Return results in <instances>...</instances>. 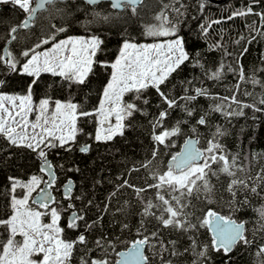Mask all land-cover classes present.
I'll list each match as a JSON object with an SVG mask.
<instances>
[{
    "label": "snow or ice",
    "instance_id": "snow-or-ice-1",
    "mask_svg": "<svg viewBox=\"0 0 264 264\" xmlns=\"http://www.w3.org/2000/svg\"><path fill=\"white\" fill-rule=\"evenodd\" d=\"M6 5L18 10L23 18L6 27L5 34L0 35V139L6 141L9 148L4 153L7 156L4 162L10 166L17 155L11 149H18L24 150L25 158L38 161L39 166L38 173L27 180L16 175L6 177L5 211L0 216V228L7 237L0 240V264H74L77 255L78 264H109L107 259L88 255L91 249L86 232L111 211V199L123 188L132 189L142 205L137 230L141 238L133 241L127 252L117 253L120 259L115 264H151L145 254L146 247L158 254L160 264H181V261L209 264L213 252H223L228 257L237 245L255 243L246 235L244 223L212 208L197 215L194 201L211 203L221 175L228 178L225 190L229 193V208L238 211L239 206L249 202L250 195L264 198V164H253L264 156L245 153L243 148L233 153L226 143V138L233 133L224 125L212 123V113H219L229 122L233 117L246 116L245 109L252 111L253 122L259 119L257 113L264 114V94L256 96L243 91L244 97H252V103L240 98L242 84L259 85L264 89V80L256 75L264 72V68L247 74L238 59L234 64L221 61L214 69L206 68L201 62L203 54L196 49L189 52L181 36L187 12L183 0H171L170 3L161 0L159 9L152 12L151 22L146 15L151 10L148 0H0V6ZM258 5H264V0H250L227 17L229 20L257 18L246 25L248 36L239 35L234 41L236 44L245 41L238 56L247 53L248 44L264 39V10L256 11ZM205 7L203 2L198 4L201 12ZM50 8L55 9L62 23H51L36 36L32 29L38 14ZM220 22L199 24L200 36L206 38L212 24ZM136 24L143 25L142 35L171 39L138 43L130 34V28ZM74 25L89 34L67 35ZM21 33L24 43H21ZM61 34H65V38L60 39ZM108 34L120 37L114 58L109 53ZM30 36H36L32 43L27 42ZM210 48L223 49L224 45L214 42ZM232 55L224 50V56ZM260 59L264 62V55ZM186 64L204 69V78L214 82L223 78L225 70L234 73L237 80L231 94L220 97L205 87L203 81L200 86H194L192 80L181 81L180 92L174 93L176 85L165 90L173 74ZM44 74L58 80L45 84ZM42 85L45 89L66 90L68 98L53 100L46 90L42 91ZM150 89L158 97L155 104ZM94 92L98 104L92 102ZM198 98L221 102L198 109ZM176 111L183 116L169 126ZM141 121H146L143 128L152 141L151 159L146 158L128 171L148 170L151 183L146 181L144 186H137L128 179L117 177L121 182L101 208L87 190L77 195L75 182L68 178L61 189L67 205L56 199L50 191L57 180L49 159L52 151L59 149L71 153L78 147L80 153L88 154L92 145L87 141L80 144V135L97 143L114 142L116 137L130 142L129 133L140 134L138 124ZM82 123L94 124V135L80 126ZM185 127H189L191 136L184 141L181 150L171 155L166 170L153 171V160L160 155V146H172L173 138L184 135ZM200 128L209 132L203 148L198 147ZM0 152H4L2 146ZM66 170L81 173L75 160ZM41 174L47 175L48 179ZM100 182L96 181L97 184ZM149 189L154 190V196L146 198L144 194ZM241 194L243 200L239 199ZM93 207L98 208L99 213L97 219L89 222L88 212ZM124 211L125 208L115 209V212ZM259 215L264 219V207L259 210ZM152 220L156 223L154 230L149 231ZM81 224L85 232L79 231ZM128 228V223L121 225L122 230ZM201 228L212 233L210 242L199 238ZM162 229L166 230L167 237L174 235L175 238H167ZM67 230L79 234L75 239H69ZM94 243L98 249L106 250V246H112L102 235ZM80 246H83V252H78ZM256 255L264 256V245L257 249Z\"/></svg>",
    "mask_w": 264,
    "mask_h": 264
},
{
    "label": "trees",
    "instance_id": "trees-1",
    "mask_svg": "<svg viewBox=\"0 0 264 264\" xmlns=\"http://www.w3.org/2000/svg\"><path fill=\"white\" fill-rule=\"evenodd\" d=\"M161 0H148L151 10L146 13L151 22V16L153 11L159 9ZM163 2L170 3L171 0H163ZM200 2L205 3L206 7L203 12L198 8ZM250 1L247 0H228L224 3L214 4L207 0H183V3L187 5L186 20L181 26V36L185 39L186 45L188 46V51L192 52L193 49L200 51L202 55L201 62L205 64L208 69H214L217 67L221 61L225 64H234L235 60H239L243 65L247 74H251L254 69L264 68V62L261 61V56L264 55V39H257L251 44H248V51L243 56H238L237 53L243 49L245 46V41H241L240 44H236L234 41L238 39L239 35L248 36V29L246 25L251 24L256 17L241 18L236 17L234 19H227L233 11L243 8ZM264 10V5L256 6V11ZM195 17V18H193ZM23 16L18 12V10H13L11 5L0 6V35L5 34V28L10 27L19 22ZM219 20L220 23H214L209 28L207 37L200 36L199 24H207L210 21ZM51 23H62L59 15L56 13L54 8H50L48 11L40 12L36 19V25L32 29L39 36L43 33V30L48 27ZM143 25L136 24L130 28V34L133 35L136 42H151L156 40H164L171 37H148L142 35ZM83 28L79 25H74L72 29L69 30L67 35L78 36V35H88ZM21 43H24L23 36L21 33ZM109 35L111 41L109 46V53L114 58L116 52H118L120 40L118 35ZM36 36H30L28 43L34 42ZM65 34L60 35V39L64 38ZM214 42H221L224 45L223 49L212 50L210 45ZM47 47V46H46ZM233 53L232 56H224V50ZM204 69L199 67H192L186 64L182 67V70L178 73H174L173 77L170 79L168 88L165 90L172 89L173 85H176L175 92H180L181 81L192 80L194 86H200L201 81L205 87L209 90L222 97L230 95L233 90V86L236 83L237 76L228 71H224L223 78L219 81L206 80L203 76ZM257 77L264 80V72H257ZM106 75L104 77L106 81ZM95 79V78H93ZM43 80L45 84H51L53 80H58V78L52 77L50 74H44ZM96 85H94L95 87ZM102 87V85H101ZM46 90L47 94L52 97V99H67V91L61 90L60 88H44L42 85V91ZM243 91H248L254 93L256 96L264 94V89H261L259 85L253 86L250 83H245L241 85V99L247 100L248 103H252V97H244L242 95ZM149 94L155 104L158 97L154 90H149ZM182 94V93H181ZM40 96H37L39 99ZM94 104H98V99H96V93H93ZM221 101L213 100L212 98H198V103L196 107L198 109H207L209 105L213 103H220ZM235 107V106H233ZM154 110V108H153ZM247 115L243 117H233L231 121L219 113H212V123L213 125L221 124L229 129L230 133L226 138V143L229 149L235 153L243 148L245 153H256L264 156V114L257 113L256 115L259 119L255 122L251 119L253 113L250 109H245ZM183 116V113L176 111L173 112L168 125L176 123V120ZM198 118V117H197ZM146 121H141L138 124L139 135L134 136L129 133V141L126 142L125 139L121 137H116L114 142L109 143H97L93 140H88L84 135L78 136L80 144L86 141L92 145V149L88 154H82L77 150L66 153L63 150H54L49 154V159L53 164V169L57 177L55 186L52 190L53 195L58 201H61L65 206L68 201L64 200L61 192V187L68 178H71L76 185V194L79 195L85 190L90 193L91 198H93L96 204L100 205L102 208L103 203L108 202V197L111 192L116 189V185L121 181L117 177H123L128 179L132 184L137 186H144L145 182L151 183V177L149 171L146 169H140L139 171L129 172L128 169L132 168L133 165H139L141 161L151 159V144L152 141L148 132L143 128V124ZM194 124L195 121L193 120ZM87 132L95 133V125L92 123L81 124ZM243 129V133H241ZM209 132L205 128H200V143L199 147H206V139ZM189 127H185L184 135L173 138V145L170 147L160 146V155L153 160L152 170H166V162L175 154L183 140L190 137ZM0 146L3 147L4 152H0V216L3 215L5 208L4 204L6 202V190L7 182L6 177L9 175H16L21 180H27L30 175L38 173L39 162L34 159L25 158L22 153L24 150L11 149L13 153H17L15 159L11 162L9 166L4 161H7V156L4 153L9 151L7 142L0 139ZM120 151L117 152L116 150ZM115 157V158H113ZM75 160L81 169V173L67 172V167L69 164ZM264 164V159L259 161H253V164ZM60 165H64L63 168ZM44 175V174H41ZM45 178V176H44ZM100 180V183H96ZM228 178L221 175V180L217 183L216 196L212 198V202L209 203L204 200L203 203L200 201H194L197 206V215L202 214L208 208H212L219 214L224 216H231L237 222H242L246 227V235L249 239L254 240L255 243L252 245L244 246L237 245L234 250L229 253L228 257H225L223 252L217 254H211V260L209 264H261L264 261V256L258 257L256 255L257 249L264 245V219L259 215V210L264 207V198L259 196H249V202L239 206V210H234L229 208L227 201L229 200V193L225 190L227 187ZM215 182V180H214ZM20 191V190H18ZM146 198H151L154 196V190L149 189L148 192L144 194ZM243 195L239 196L240 200H243ZM127 202V203H126ZM79 207V201L76 202ZM111 211L104 216L102 221H99L92 230L86 232L89 240V248L91 251L88 253L92 258H103L109 261V264H114L117 253L121 250L126 249L133 241L140 239L138 235L140 216L139 212L142 209V205L137 200L135 193L130 188H123L119 191L116 197H113L110 201ZM35 207V205H33ZM125 208L124 212H115L116 208ZM99 209L93 207L88 212L89 222L97 219ZM47 220V218H46ZM123 223H128V229H121ZM155 220H152L148 225L149 231L154 230L153 225H155ZM80 232H85V227L81 224ZM165 235L167 237V232ZM78 232L67 230L66 237L69 239H75ZM105 237L107 240L111 241L112 246L105 249H98L95 247L94 241L100 236ZM199 238L204 242L211 241V235L207 228H201L199 232ZM7 233L0 228V240L6 239ZM167 238H175L174 235ZM83 246H80L78 252H83ZM145 254L151 259V264H160L158 254L151 248H145ZM79 255L75 257L74 264H78ZM181 264H185L181 261Z\"/></svg>",
    "mask_w": 264,
    "mask_h": 264
},
{
    "label": "water",
    "instance_id": "water-1",
    "mask_svg": "<svg viewBox=\"0 0 264 264\" xmlns=\"http://www.w3.org/2000/svg\"><path fill=\"white\" fill-rule=\"evenodd\" d=\"M207 1H209V2H211V3H214V4H220V3H224V2H226V1H228V0H207ZM247 1H250V0H247ZM189 137H187V138H185L184 140H183V142L181 143V145H180V148H179V150L177 151V152H179L180 150H181V148L183 147V145H184V141L186 140V139H188ZM192 138H195V137H192ZM199 147V146H198ZM176 152V153H177ZM171 158V157H170ZM170 158L167 160V162H166V166L168 165V161L170 160ZM53 171H54V169H53ZM44 176L46 177L45 179H48V177H47V175H45L44 174ZM63 186V185H62ZM61 189H62V187H61ZM50 191H52V190H50ZM62 192V191H61ZM36 195V193H34V195L33 196H35ZM242 223V222H241ZM210 232V231H209ZM210 235H211V237H212V233L210 232ZM131 245H132V243L126 248V249H124V250H121V251H119L118 253H123V252H127L128 250H129V248L131 247ZM118 259H120V257L117 255V258H116V260H118ZM116 260H115V262H116ZM115 262H114V264H115Z\"/></svg>",
    "mask_w": 264,
    "mask_h": 264
},
{
    "label": "rangeland",
    "instance_id": "rangeland-1",
    "mask_svg": "<svg viewBox=\"0 0 264 264\" xmlns=\"http://www.w3.org/2000/svg\"><path fill=\"white\" fill-rule=\"evenodd\" d=\"M65 38V37H64ZM63 39V38H62ZM168 39H171V38H167V39H164V40H156V41H151V42H139V43H142V44H151V43H159V42H163L165 40H168ZM49 47V46H47ZM45 222H47L46 218H45ZM17 239H20L19 237H17Z\"/></svg>",
    "mask_w": 264,
    "mask_h": 264
},
{
    "label": "flooded vegetation",
    "instance_id": "flooded-vegetation-1",
    "mask_svg": "<svg viewBox=\"0 0 264 264\" xmlns=\"http://www.w3.org/2000/svg\"><path fill=\"white\" fill-rule=\"evenodd\" d=\"M46 178V177H45ZM33 195H34V193H33Z\"/></svg>",
    "mask_w": 264,
    "mask_h": 264
}]
</instances>
